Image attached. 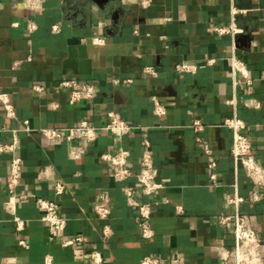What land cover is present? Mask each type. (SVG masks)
Listing matches in <instances>:
<instances>
[{
	"label": "crops",
	"instance_id": "obj_1",
	"mask_svg": "<svg viewBox=\"0 0 264 264\" xmlns=\"http://www.w3.org/2000/svg\"><path fill=\"white\" fill-rule=\"evenodd\" d=\"M31 21L38 27L33 33L28 29ZM233 23L238 29L235 37L213 31ZM55 26L59 31H53ZM72 36L88 46V75L64 66ZM96 36H103L106 44L95 45ZM234 54L246 65L252 84L234 79L230 61ZM209 59L214 64H207ZM182 61L196 63L197 72L176 71ZM146 67H153L158 76L145 73ZM68 78L96 84L97 97L70 104L69 92L58 87ZM115 79L131 82L116 85ZM0 93L9 95L16 112L15 118H8L0 103V142H11L12 131L21 129L25 120L33 129L20 134L18 155L24 164L18 193L31 191L59 202L67 221L62 235L54 237L36 200H24L18 203V215L26 228L18 232L4 209L11 156H1L0 264L12 257L18 264H44L47 256L53 264H92L88 257L92 251L101 253L107 264H141L145 257L163 264L176 259L189 264H234L216 251L233 247V225L221 226L216 218L234 213L225 198L236 192L246 199L241 210L258 229L264 258V190L259 189L260 203L248 200L255 187L243 168L236 176L230 155L232 133L223 127L224 120L235 114L245 120L254 153L264 166V0H154L149 9L141 8L138 0H123L106 10L89 0H0ZM153 97L164 106V115H156ZM251 98L261 103L260 109L245 106ZM53 102L59 109H49ZM110 111L136 129L122 138L103 132L91 144L52 142L40 133L43 128L83 121L106 126ZM196 120L204 125L197 134L191 127ZM196 137L214 151L221 178L218 188L210 186L208 161ZM145 140L150 147L144 146ZM75 146L85 149L81 159L71 156ZM121 149L130 152L129 164L135 172L143 153L150 152L164 189L147 197L135 177L115 182L101 156ZM47 168L51 175L40 180V171ZM58 181L66 186L62 196L54 190ZM125 186L135 188L140 203L151 205L147 222L153 238L142 237L137 209L124 197ZM104 192L111 197L108 238L106 223L94 210ZM76 236L88 241L73 248L62 246ZM21 239L28 249L19 245Z\"/></svg>",
	"mask_w": 264,
	"mask_h": 264
},
{
	"label": "built area",
	"instance_id": "obj_2",
	"mask_svg": "<svg viewBox=\"0 0 264 264\" xmlns=\"http://www.w3.org/2000/svg\"><path fill=\"white\" fill-rule=\"evenodd\" d=\"M139 6L143 9H149L153 6L154 0H138ZM234 14L236 10L233 11ZM102 28V26H101ZM29 32H35L38 27L35 21H31L28 26ZM53 31H59L58 26L53 27ZM213 31L218 35H233L236 36L238 29L233 23L229 27H213ZM95 45L103 46L106 44V40L103 36H96L93 39ZM232 74L234 79L239 77L247 85L252 84V80L246 65L238 59L234 54L231 59ZM214 59H209L207 64H214ZM178 72H186L195 74L198 66L194 62L182 61L175 67ZM145 73L152 76H158L157 71L153 67H146ZM130 80L121 81L119 79L113 80L116 85L122 83H130ZM59 89L69 92L70 104H76L80 101L93 100L98 95V88L96 84L83 81L77 78L63 79L58 84ZM35 90L42 91L41 87H35ZM154 108L156 115H164L166 113L164 106L158 101L156 97H153ZM0 103L3 105L4 111L8 118H15V107L8 94L0 93ZM245 106L249 109H260L261 103L251 98L245 103ZM49 109L57 110L60 105L56 102L49 104ZM109 122L106 126H96L83 121L74 126L63 127H49L40 130L43 137L52 142L66 141L72 143L75 141H83L91 144L98 140L103 132L110 133L116 137H124L131 134L136 127L125 121L121 115L116 111H110L108 113ZM191 127L195 133H199L204 125L196 120L193 121ZM223 127L228 128L232 133V145L230 149V155L234 161L235 174L239 173L241 168L244 169L247 178L251 181L255 187L248 200L251 203H260L263 199V194L259 189L264 190V166L258 161L254 153L253 141L250 137V127L248 123L237 116L236 114L224 120ZM33 129L30 126V122L25 120L22 123V127L19 130H13V140L11 142H0V157L3 155H10L9 172L6 177L8 198L4 204L5 211L11 216L18 232L24 231L26 228V221L18 215V203L20 201L35 199L37 207L43 212L42 221L45 222L50 233L54 237H60L66 228V219L62 214V207L57 201H50L38 197L31 191H25L18 193V189L22 184L23 177V159L18 155L21 149L20 134L30 133ZM196 141L201 145V149L208 161V175L209 183L212 188L220 187V175L218 173V161L215 157L212 147L204 142L200 137H196ZM145 147H150L151 143L148 140L143 141ZM85 154V149L81 146H75L71 148V156L73 159H81ZM130 152L125 149H121L115 153H105L101 156V159L107 163L111 168V176L117 183L126 182L128 179L135 177L141 188L143 194L147 197H151L164 189V184L158 181L159 170L154 164L153 155L145 151L139 161V169L134 171L129 164ZM51 175L49 169H44L39 173V179L43 180ZM57 196H62L66 190V186L61 181H58L54 187ZM135 188L131 186H125L123 189L124 197L128 205L137 209L139 217V227L144 239H151L154 236V232L148 224L147 220L150 218L151 205L142 204L135 199ZM246 202V199L241 197L237 192L235 195H227L225 198V204L227 207H233L234 213L229 216H219L216 218L217 222L221 226H225L229 223L233 225V239L234 244L231 249L226 247H218L216 249L219 257L224 261L233 259L234 264H264V258L262 256L263 242L259 235L257 227H255L251 217L248 213L241 210V206ZM155 204H158L157 202ZM95 213L101 222L106 223L104 226V236L110 237L112 234L111 227L107 222L111 218V197L108 193L104 192L100 195L97 203L94 207ZM88 239L83 236H76L72 239L64 240L63 247L73 248L75 245L83 244ZM19 245L28 249V243L21 239ZM92 264H107L101 253L92 251L88 254ZM5 264H18L17 259L14 257L4 259ZM44 264H53L51 256H47ZM141 264H163V262L155 257H145L142 259ZM170 264H189L184 263L178 259L173 260Z\"/></svg>",
	"mask_w": 264,
	"mask_h": 264
},
{
	"label": "water",
	"instance_id": "obj_3",
	"mask_svg": "<svg viewBox=\"0 0 264 264\" xmlns=\"http://www.w3.org/2000/svg\"><path fill=\"white\" fill-rule=\"evenodd\" d=\"M100 9L106 10L111 4L122 2L123 0H89ZM118 12L115 13L114 19ZM69 57L64 66L77 74L88 75L91 73V61L88 56V46L80 37L72 36L68 39Z\"/></svg>",
	"mask_w": 264,
	"mask_h": 264
}]
</instances>
